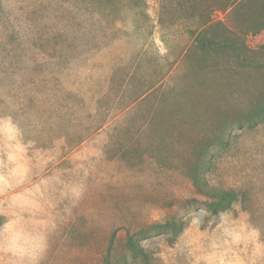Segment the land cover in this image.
<instances>
[{
    "label": "rangeland",
    "instance_id": "374dc122",
    "mask_svg": "<svg viewBox=\"0 0 264 264\" xmlns=\"http://www.w3.org/2000/svg\"><path fill=\"white\" fill-rule=\"evenodd\" d=\"M261 105L264 0H0V264H264Z\"/></svg>",
    "mask_w": 264,
    "mask_h": 264
},
{
    "label": "trees",
    "instance_id": "16d2710c",
    "mask_svg": "<svg viewBox=\"0 0 264 264\" xmlns=\"http://www.w3.org/2000/svg\"><path fill=\"white\" fill-rule=\"evenodd\" d=\"M264 116V105H261L258 111H255L251 115V120ZM254 121V120H253ZM238 126L241 127L243 126L242 120L238 121ZM218 145H224L228 143V140L225 139V137L220 134L218 135L216 141ZM213 154L205 151L201 153L198 157L197 160L194 162L191 168V177L194 185L206 196L210 198H215L213 202L210 203L209 207L212 212L214 213H219L224 210L230 209L236 201L239 200L240 196V191H237L236 189L229 188V189H224L220 188L214 185H211L209 182V179L207 177V170L210 168L213 162L212 158ZM166 228H170L171 232L177 233L181 231L182 229V222L180 221H173V222H168L163 225H161ZM143 231H139L136 234L129 235L128 237V244L129 246L140 253H143L142 249L137 248L135 245V239L137 235L142 234ZM105 264H109V259L108 257L105 258Z\"/></svg>",
    "mask_w": 264,
    "mask_h": 264
}]
</instances>
